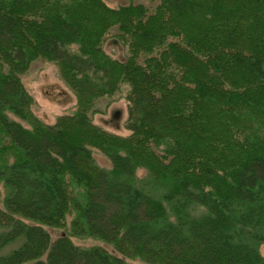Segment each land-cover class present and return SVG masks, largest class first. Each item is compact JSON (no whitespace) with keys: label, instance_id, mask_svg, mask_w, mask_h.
Listing matches in <instances>:
<instances>
[{"label":"trees","instance_id":"16d2710c","mask_svg":"<svg viewBox=\"0 0 264 264\" xmlns=\"http://www.w3.org/2000/svg\"><path fill=\"white\" fill-rule=\"evenodd\" d=\"M148 1L0 0V264H264V0ZM38 59L76 96L53 124ZM124 86L119 135L92 113Z\"/></svg>","mask_w":264,"mask_h":264},{"label":"rangeland","instance_id":"374dc122","mask_svg":"<svg viewBox=\"0 0 264 264\" xmlns=\"http://www.w3.org/2000/svg\"><path fill=\"white\" fill-rule=\"evenodd\" d=\"M110 7H120L129 3H143L151 8L154 6L148 0H106ZM114 28L105 42L106 51L114 58L124 59L128 55V48L115 35ZM22 81L27 91L33 96L35 104L33 111L35 115L47 124L56 122L59 116L73 112L76 105V96L73 90L62 79L60 70L56 63L38 59L32 63L29 70L22 75ZM127 87L111 97H103L92 113L94 122L107 131L119 135H128L130 131L126 128L128 118V102L126 99ZM97 163L105 168L111 167L110 160L100 151H94ZM144 171H139L144 175ZM55 240L65 230L53 227H46ZM75 244L88 247L101 245L113 251V247L103 241L87 238H73ZM261 253L264 256V244L261 245ZM114 252V251H113ZM129 262H140L139 260L128 259Z\"/></svg>","mask_w":264,"mask_h":264}]
</instances>
